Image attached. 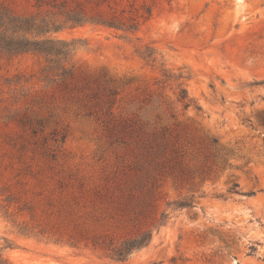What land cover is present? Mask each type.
<instances>
[{
  "label": "rangeland",
  "instance_id": "obj_1",
  "mask_svg": "<svg viewBox=\"0 0 264 264\" xmlns=\"http://www.w3.org/2000/svg\"><path fill=\"white\" fill-rule=\"evenodd\" d=\"M138 2L153 12L135 34H56L77 40L66 78L0 52L2 264H264V0ZM146 229L147 246L112 257Z\"/></svg>",
  "mask_w": 264,
  "mask_h": 264
},
{
  "label": "trees",
  "instance_id": "obj_2",
  "mask_svg": "<svg viewBox=\"0 0 264 264\" xmlns=\"http://www.w3.org/2000/svg\"><path fill=\"white\" fill-rule=\"evenodd\" d=\"M36 11L29 14H21L14 11L8 5L0 4V52L8 55L23 53H35L45 57L47 62L46 72L53 77L66 78L72 74V69L65 66L74 50L76 39L66 40L58 38L57 33L78 26L91 25L95 28H105L122 31L123 34H135L142 24L152 15L153 5L138 0H35ZM140 56L155 62L156 50L146 46L140 51ZM180 100L185 107L195 104L189 98L187 90L182 88ZM216 140H214L215 142ZM235 184L232 192H237ZM3 190H0V195ZM254 194L253 192L246 193ZM1 206L6 217L13 216L10 208L14 200L8 195ZM175 205L180 208L192 207L191 201H176ZM19 211L24 210L18 206ZM167 214L162 213L158 225L164 224ZM26 225L20 227L23 234L33 233ZM153 237V230L146 229L134 236L127 237L118 245L112 246V257L119 262L126 261L135 250L147 246ZM0 254V264H2Z\"/></svg>",
  "mask_w": 264,
  "mask_h": 264
},
{
  "label": "bare ground",
  "instance_id": "obj_3",
  "mask_svg": "<svg viewBox=\"0 0 264 264\" xmlns=\"http://www.w3.org/2000/svg\"><path fill=\"white\" fill-rule=\"evenodd\" d=\"M27 261V260H26ZM35 261V260H34ZM22 262V261H21ZM29 263V262H28ZM40 264V263H39ZM47 264V263H46ZM51 264V263H50Z\"/></svg>",
  "mask_w": 264,
  "mask_h": 264
}]
</instances>
